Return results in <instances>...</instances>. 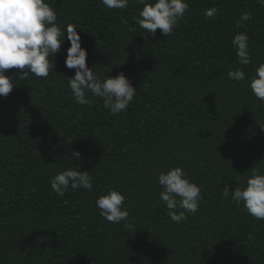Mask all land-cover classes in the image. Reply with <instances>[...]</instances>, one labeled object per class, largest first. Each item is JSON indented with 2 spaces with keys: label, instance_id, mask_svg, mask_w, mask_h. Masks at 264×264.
<instances>
[{
  "label": "trees",
  "instance_id": "16d2710c",
  "mask_svg": "<svg viewBox=\"0 0 264 264\" xmlns=\"http://www.w3.org/2000/svg\"><path fill=\"white\" fill-rule=\"evenodd\" d=\"M48 2L62 29L78 28L94 73L123 72L137 94L116 116L98 97L77 104L66 37L47 78L7 70L15 86L0 97V264H264V220L222 194L246 186L252 168L264 173V102L248 86L264 63V7L187 0L179 27L151 36L133 19L143 5ZM212 7L217 15L206 19ZM244 12L253 17L237 27ZM239 32L249 36V65L232 47ZM236 68L245 81L228 78ZM73 151L81 157L72 161ZM177 166L203 195L196 215L181 223L159 199V173ZM73 167L90 172L93 190L59 196L51 178ZM111 189L126 196L127 225L108 222L95 206Z\"/></svg>",
  "mask_w": 264,
  "mask_h": 264
},
{
  "label": "clouds",
  "instance_id": "9594fccd",
  "mask_svg": "<svg viewBox=\"0 0 264 264\" xmlns=\"http://www.w3.org/2000/svg\"><path fill=\"white\" fill-rule=\"evenodd\" d=\"M108 9H127L130 3L143 5L139 15L133 17L138 26L155 36L157 29L162 35H171L189 9L187 0H101ZM264 7V0H257ZM219 9L209 8L205 11L206 19L214 18ZM252 12H244L236 21L237 27L250 21ZM58 15L48 0H0V97H7L14 88L13 76L7 70H20L19 75L26 78L29 73L36 77L47 78L55 67L56 57L62 51L65 37L70 42L67 49L65 66L75 69V75L68 78V86L74 101L79 105H91V97L101 98L104 108L113 116L126 112L135 99L137 90L131 80L121 72L115 77L107 75L101 78L87 64L88 51L82 47L80 32L75 25L69 24L62 29L57 24ZM84 31L83 29H80ZM237 62L240 65L252 63L249 36L239 32L232 39ZM230 80L245 81L243 68H236L227 73ZM252 94L264 102V63L259 64L248 83ZM260 123L264 131V123ZM79 151L72 152V161L80 158ZM78 169V170H77ZM158 184L162 187L159 199L166 205L167 214L175 223H181L190 215H196L203 201L202 187L193 182L186 171L173 167L158 175ZM51 189L59 196L71 190H93V177L89 171H81L79 167L67 168L50 182ZM223 196H230L237 207L243 204L247 213L256 220H264V173L252 168L246 186L223 189ZM126 196L119 190L111 189L99 196L95 206L101 217L110 223L127 225L130 215L125 206Z\"/></svg>",
  "mask_w": 264,
  "mask_h": 264
}]
</instances>
